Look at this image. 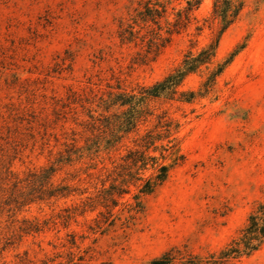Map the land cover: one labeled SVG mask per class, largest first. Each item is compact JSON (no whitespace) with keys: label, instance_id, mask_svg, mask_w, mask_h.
I'll use <instances>...</instances> for the list:
<instances>
[{"label":"rangeland","instance_id":"obj_1","mask_svg":"<svg viewBox=\"0 0 264 264\" xmlns=\"http://www.w3.org/2000/svg\"><path fill=\"white\" fill-rule=\"evenodd\" d=\"M190 1L0 0V264H149L173 249L219 264L240 237L264 202V0H247L213 65L187 77L173 100H149L137 128L106 143L107 119L127 110H107L112 97L154 86L215 42L214 0H201L188 26L149 53ZM157 2L167 9L162 30L135 26L136 38L123 43L122 30ZM227 62L205 94L209 73ZM190 93L195 100L181 99ZM149 133L158 164L178 159L166 182L146 196L142 182L124 186L109 204L112 225L100 203L84 212L88 199L120 187L126 157L146 151ZM162 148L174 154L162 160ZM62 188L70 195L50 196ZM225 264H264V245Z\"/></svg>","mask_w":264,"mask_h":264},{"label":"trees","instance_id":"obj_2","mask_svg":"<svg viewBox=\"0 0 264 264\" xmlns=\"http://www.w3.org/2000/svg\"><path fill=\"white\" fill-rule=\"evenodd\" d=\"M159 1V0H155ZM200 1H190L187 3L188 7L182 12L177 14V19L174 24L168 23L166 29V37L163 38L160 35L150 42V52L158 55L161 49H163L171 40L174 34L180 33L188 26L190 22V15L194 10H197L200 6ZM247 0H214L212 6V12L210 16L209 27H218V34L214 43L210 44L207 48H204L200 53L195 56L192 52H189L181 65L170 73L163 81L156 83L149 88H141L137 94H119L112 97L107 103V110L114 106L120 108H127V110L121 115L116 116L114 122H110L107 119V125L105 128L109 129V137L107 146H112L113 142H118L122 137H118L120 133L129 134L137 128L138 123L143 118L148 116L147 102L151 99L164 98L167 100H173L178 94V89L182 86L187 77L197 73L201 68L213 65L216 59V51L222 36L234 26L241 18ZM167 15V9L165 6L159 5L158 2L154 7H150V3L137 14L133 19V23L129 24L120 33V39L123 43L132 42L136 37L135 26H147L149 24L157 26L161 31V21L165 19ZM209 21H206V23ZM201 30L200 28L198 29ZM157 41V42H156ZM228 62L224 65H218L213 71L209 73V77L204 84V93L208 94L216 84L217 79L224 72ZM195 94H181V99L190 103L195 100ZM114 127V129H113ZM162 137H158L157 140H161ZM168 138V137H166ZM152 135L147 134L142 140L146 151H130L125 160V165L122 168V172L119 175L121 177L120 187H112L109 191H104L98 200L88 199L84 205L86 209L94 210L98 203L104 208L108 209L107 216H104V224L110 223L112 218L109 211L110 203L116 206L114 196L119 197L127 194V190L123 187L130 183L142 182L143 186L140 188L139 194L146 196L153 193L158 187L162 186L169 177V173L178 159L175 158L173 165L166 166L158 164V159L148 155V150L154 146ZM97 150L99 149V143L93 145ZM162 151L168 153L167 156L162 154L161 159L166 160L169 156L173 155L172 148H162ZM98 152V151H97ZM149 168L155 171V174L150 178L144 179L143 173ZM56 168L54 165L45 169L39 177L41 184H49L51 177L55 174ZM61 195L67 197L70 192L67 188L61 190H54L50 192V196ZM135 206L131 211L135 213H141L144 210L143 204L139 201V195L135 196ZM112 225V223H110ZM264 245V202L259 203L258 207L250 214L245 228L241 231L240 237L232 242L229 249L224 252L220 258L219 264H225L226 262L236 260L241 257H249L259 251ZM149 264H208L202 261L200 258L184 254L180 250H170L158 259L151 261ZM217 264V262L213 263Z\"/></svg>","mask_w":264,"mask_h":264}]
</instances>
